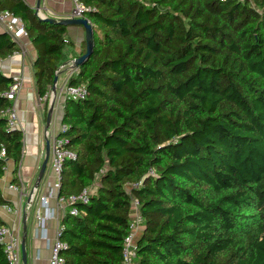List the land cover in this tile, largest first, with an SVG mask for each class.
<instances>
[{"label":"trees","instance_id":"obj_1","mask_svg":"<svg viewBox=\"0 0 264 264\" xmlns=\"http://www.w3.org/2000/svg\"><path fill=\"white\" fill-rule=\"evenodd\" d=\"M79 1L94 9L93 47L68 81L87 94L63 105L59 136L77 158L58 198L96 189L62 221L61 264H120L133 200L135 264H264V0ZM0 12L22 22L44 97L66 26L24 0H0ZM17 51L1 32L0 60ZM12 83L0 72V94ZM10 106L0 95V110ZM22 136L0 118V178L12 161L17 188ZM0 206H12L1 190Z\"/></svg>","mask_w":264,"mask_h":264},{"label":"crops","instance_id":"obj_2","mask_svg":"<svg viewBox=\"0 0 264 264\" xmlns=\"http://www.w3.org/2000/svg\"><path fill=\"white\" fill-rule=\"evenodd\" d=\"M24 1L34 11L36 0ZM71 8V0H41L38 12L40 16L60 20L70 18ZM1 32H4L2 24H0ZM64 37L69 43L63 49V65L81 56L82 43H85L84 31L79 26L66 27ZM14 42L18 46V51L0 60V72L11 78L18 77L22 82L12 102L17 115L15 128L21 130L23 134L22 156L15 175L20 185L17 188L11 184L14 164L12 161H7L4 174L0 178V190L3 198L11 202L12 210H18V214L9 212L5 206H0V220L5 226L19 232L21 238L24 218L26 264H48L51 245L57 239V230L62 225L67 208L58 201L59 184L48 166L39 187L33 193L30 203L27 204L29 192L34 185L44 156L45 133L52 136L53 131L44 127L47 109H45V101H40L36 94L32 69L36 51L27 36H21ZM68 73L69 70L64 68L57 76L56 98L66 84ZM62 111L57 116L59 120H61ZM48 142L50 147L49 139ZM95 189L96 184L90 188V193ZM41 198L45 199V204L41 202Z\"/></svg>","mask_w":264,"mask_h":264},{"label":"built area","instance_id":"obj_3","mask_svg":"<svg viewBox=\"0 0 264 264\" xmlns=\"http://www.w3.org/2000/svg\"><path fill=\"white\" fill-rule=\"evenodd\" d=\"M220 2H224L226 0H219ZM72 8L70 10L71 18H86V13L93 11L94 9L88 6L83 5L79 0H71ZM43 17V16H41ZM0 24L4 27V32H6L11 39L14 41L21 36H27L25 28L20 21V19L12 16L8 12H0ZM72 60L67 64L60 66L55 73L57 75L60 73L62 69H68L69 73L66 79V84L60 90L61 93H64L66 96L65 100L78 101L83 99L87 92L86 88L83 85L70 86L68 85V81L70 78H76L78 75V68H70L72 66ZM13 83L9 86V88L1 93V96H4L9 102H11V106L5 110H0V118H5L7 127L9 129L15 128L17 124V115L12 107V102L14 101L18 91L21 88L22 82L18 77H14ZM51 97V91L45 94L44 97L40 98V101L49 100ZM67 127L65 125H60V128L56 134H48L45 133L46 140L50 141V155L48 160V168L51 174L56 178V181L59 184L60 174L62 172L63 165L68 161H75L77 156L76 153L66 148V139L62 136H59V132L66 131ZM5 155L4 148L0 149V158H3ZM135 186V185H134ZM11 187V186H10ZM21 189V194H22ZM33 195V194H32ZM90 195V191L88 189H84L77 196H69L67 198L60 197L58 198L59 203L64 205L67 208V213L72 216H78L81 213L77 210L76 207L73 206L75 203L87 204L88 198ZM41 202L45 204V199L41 198ZM138 203L133 200L131 209V220L129 225V233L123 240L122 247V260L120 264H135V242L142 230V218L138 214L137 211ZM9 212H14L18 214V210H12L10 207H6ZM63 230V225L58 227L57 230V239L52 243L50 248V258L48 264H61L63 262L62 257L60 256V252L62 249L66 248L64 242L59 240V236ZM20 234L17 231H14L10 227L0 226V245L3 249L4 259L8 264H21V250H20Z\"/></svg>","mask_w":264,"mask_h":264},{"label":"water","instance_id":"obj_4","mask_svg":"<svg viewBox=\"0 0 264 264\" xmlns=\"http://www.w3.org/2000/svg\"><path fill=\"white\" fill-rule=\"evenodd\" d=\"M40 3L41 0H36L35 1V6H34V14L40 19L45 21L46 23H58L61 24L63 26H79L83 29L84 31V41H85V52L77 57L74 58L72 60V66H70V68H78L82 61L90 54L92 47H93V31H92V27L91 24L89 23L87 18H66V19H60V20H56V19H52V18H46V17H41L39 15L38 9L40 7ZM57 73H55L54 79H53V83L51 86V97L48 100V109H47V113H46V119H45V123H46V128L49 126L50 123V119H51V114H52V110H53V106L55 103V99H56V82H57ZM49 155H50V147H49V142L48 140H46V144H45V149H44V156L42 159V162L39 166L38 169V173L36 176V180L34 182V185L32 187V189L29 192V196L27 199V204L30 203L31 198H32V194L37 190V188L40 185V182L42 181L45 172L47 170V166H48V160H49ZM25 238H26V227L24 224V218H23V233L21 236V242H20V250H21V263L22 264H26L27 261V256H26V249H25Z\"/></svg>","mask_w":264,"mask_h":264},{"label":"rangeland","instance_id":"obj_5","mask_svg":"<svg viewBox=\"0 0 264 264\" xmlns=\"http://www.w3.org/2000/svg\"><path fill=\"white\" fill-rule=\"evenodd\" d=\"M65 99H66V96L64 93H60V95L57 96V98L55 99V103H54L52 114H51L50 123L48 126V129L53 131L52 134H56L60 128L61 123H60V120L57 119V116L60 115V113L62 111ZM45 126H46V123H44V127Z\"/></svg>","mask_w":264,"mask_h":264}]
</instances>
